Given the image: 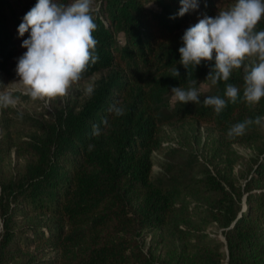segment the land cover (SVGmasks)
Wrapping results in <instances>:
<instances>
[{"label": "trees", "instance_id": "16d2710c", "mask_svg": "<svg viewBox=\"0 0 264 264\" xmlns=\"http://www.w3.org/2000/svg\"><path fill=\"white\" fill-rule=\"evenodd\" d=\"M234 2L198 0L180 17V0H94L99 59L80 81L99 76L92 94L0 137V264H264V120L228 136L264 117V98L243 101L244 67L212 85L214 57L194 69L179 63L185 30ZM35 4L0 0V86L18 81L28 33L17 29ZM192 79L207 82L200 102L171 108V88ZM226 84L241 98L217 114L203 101H227ZM113 104L123 115L109 112ZM164 126L182 129L176 147H162Z\"/></svg>", "mask_w": 264, "mask_h": 264}, {"label": "clouds", "instance_id": "9594fccd", "mask_svg": "<svg viewBox=\"0 0 264 264\" xmlns=\"http://www.w3.org/2000/svg\"><path fill=\"white\" fill-rule=\"evenodd\" d=\"M94 0H36V4L23 16L17 32L20 37L28 33L21 47L26 49L16 64V75L23 86V94L32 101L64 97L74 83L83 79V74L99 57L96 55L98 41L93 33L97 30L94 13ZM198 0H180L176 14L182 17L190 10L198 8ZM264 18V0H235L228 9H221L214 17L206 14L188 27L183 36V46L179 48V63L193 69L201 61H212L214 67L206 80L212 85L219 81L227 82L233 70L244 67L242 99L249 105L264 98V30H256ZM246 58H251L250 67L244 66ZM173 77H179L176 67L171 69ZM195 80L188 88L173 87L172 100L181 104L199 103L200 93ZM0 91V107H15L19 98L7 90ZM86 94L91 95L94 86L89 84ZM240 88L226 84L224 95L207 96L203 103L213 106L217 114L227 103H236ZM116 116L123 115L124 109L117 104L109 108ZM264 117L248 119L233 125L228 136L243 135L252 124H261ZM102 123H107L103 121ZM94 135H99V127L94 126ZM91 147V146H90Z\"/></svg>", "mask_w": 264, "mask_h": 264}, {"label": "rangeland", "instance_id": "374dc122", "mask_svg": "<svg viewBox=\"0 0 264 264\" xmlns=\"http://www.w3.org/2000/svg\"><path fill=\"white\" fill-rule=\"evenodd\" d=\"M99 78L98 75L93 76L92 78L74 83L68 90V94L64 97H55V98H45L43 100L32 101L27 95L23 94V86L19 82H4L2 81V86L6 87L7 90L12 91L13 95L19 98V102L15 107H0V137L4 130L9 131L13 136L17 133L23 132L26 133L34 121L37 119L40 120H49L50 117L60 109H64L68 106L80 103L88 94H86V87L89 84L94 86V83ZM0 91L4 89L0 87ZM200 92H206L208 90L207 82L200 83L199 88ZM176 102L172 100V96L169 99V104L171 108ZM182 129L180 126H164L161 129V139L162 147H176L179 142L182 141ZM202 140L205 137V132L201 130ZM239 153L247 154L248 151L236 147L235 148ZM162 161V154L155 152L153 154V168L152 176H157L160 172V162ZM5 164H14L13 153H10V159H5ZM218 238L223 240L222 236L219 235ZM149 239H145V245L149 244ZM146 248V246H145Z\"/></svg>", "mask_w": 264, "mask_h": 264}]
</instances>
